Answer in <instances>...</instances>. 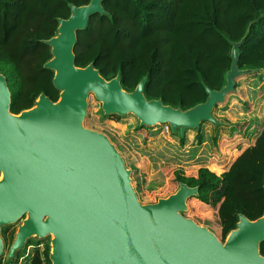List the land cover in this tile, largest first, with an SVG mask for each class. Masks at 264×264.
<instances>
[{
  "label": "water",
  "instance_id": "1",
  "mask_svg": "<svg viewBox=\"0 0 264 264\" xmlns=\"http://www.w3.org/2000/svg\"><path fill=\"white\" fill-rule=\"evenodd\" d=\"M105 0L70 6L58 21L54 37L43 41L51 59L59 98L40 94L33 106L10 112L11 92L0 74V233L1 227L26 216L7 258L11 260L31 237L49 242L50 264H264V213L250 221L239 215L236 228L222 242L205 227L186 218V202L197 187L178 184L165 199L142 205L131 185V172L109 139L83 127L87 98L94 95L106 115L132 114L141 125L167 124L173 132L198 129L236 86V78L255 73L239 70L233 44L231 66L219 91L205 89L207 99L182 110L148 100L146 78L133 91L123 90L120 74L106 80L90 64L76 67L77 31L90 17L104 15ZM3 241L0 237V257Z\"/></svg>",
  "mask_w": 264,
  "mask_h": 264
},
{
  "label": "trees",
  "instance_id": "2",
  "mask_svg": "<svg viewBox=\"0 0 264 264\" xmlns=\"http://www.w3.org/2000/svg\"><path fill=\"white\" fill-rule=\"evenodd\" d=\"M89 2L0 0V74L11 92V113L31 108L40 94L58 100L53 72L43 67L51 59L43 41L56 35L58 21L70 16L71 5ZM102 7L104 15H93L86 28L77 31L74 63L80 68L93 64L106 80L120 74L127 92L146 78L148 100L182 110L203 103L206 88L219 91L225 85L232 45L243 39L238 69L264 73V0H105ZM228 124L230 135L246 136L253 130L246 123ZM218 137L215 133L214 144ZM174 181L197 187L196 200L215 208L223 242L239 215L254 221L264 213V126L226 172L218 176L201 167L186 176L175 171ZM1 237L11 244L13 231L2 229ZM27 245L32 248L26 253L21 249L13 262L0 264H20L23 259L24 264H50L48 239ZM259 246L264 257V241Z\"/></svg>",
  "mask_w": 264,
  "mask_h": 264
},
{
  "label": "rangeland",
  "instance_id": "3",
  "mask_svg": "<svg viewBox=\"0 0 264 264\" xmlns=\"http://www.w3.org/2000/svg\"><path fill=\"white\" fill-rule=\"evenodd\" d=\"M257 73L236 78L233 92L229 93L212 112L213 118L219 123L216 127L205 121L198 129L186 130L181 136L180 130L173 132L167 124L141 125L132 114L106 115L101 103L92 94L87 98V113L83 127L101 133L109 139L121 155L125 167L131 172V185L137 199L142 205L152 204L176 191L178 184L174 181L175 171L193 176L199 168L205 167L219 176L224 172L222 163L226 165L237 158L243 148L251 142V139L240 140L238 133L233 136L228 134V138L224 137V133L229 132L226 124H242L247 121L250 118L251 105L254 103L262 119V125H259L258 121L256 127L249 133L250 137L256 135L264 125V73L255 78H248L249 75ZM225 127L228 130L224 131ZM215 133L219 137L214 144ZM240 133L243 134V130H240ZM181 138H184L183 142ZM243 138L247 139V136ZM237 140L240 141L238 144L235 143ZM229 145L234 148L232 152L228 151ZM183 215L219 238L215 208L199 203L193 196L187 200ZM25 218L26 216L11 225L1 227V231L5 228L17 231ZM1 239L3 241L2 237ZM43 239L50 242L52 236ZM38 240L42 239L31 237L27 242ZM10 246L11 244L3 241V254L0 257L3 263L13 262L15 259V255L11 260L7 258ZM30 248L32 246L27 245L22 249H25L26 253ZM25 262L26 259H23L19 263Z\"/></svg>",
  "mask_w": 264,
  "mask_h": 264
},
{
  "label": "crops",
  "instance_id": "4",
  "mask_svg": "<svg viewBox=\"0 0 264 264\" xmlns=\"http://www.w3.org/2000/svg\"><path fill=\"white\" fill-rule=\"evenodd\" d=\"M260 74H254L253 76H248V78H255L256 76H259ZM252 107H251V111H250V113H249V116H250V118L247 120V121H245V122H243V123H246L247 124V126H248V129H253L254 127H256V123L259 121V125H262V119L260 118V116H259V112H258V110L256 109V105H255V103L254 104H252L251 105ZM218 108V107H217ZM254 108V109H253ZM264 126V125H263ZM263 126L260 128V130H259V132L261 131V129L263 128ZM259 132L256 134V135H254V136H251L250 137V135H246L247 136V139L246 138H243V135H239L238 134V136L240 137V140H248V139H251V142L248 144V145H246L244 148H243V150H245L247 147H249V146H252L253 144H254V141H255V139H256V137H257V135L259 134ZM229 134V136H233V135H235V134H232V135H230V133L229 132H227V133H224V137H229V136H227ZM242 136V137H241ZM253 139V140H252ZM240 141H236L235 143H239ZM230 146V150H228L229 152L231 151L232 152V150H234V148H233V146H231V145H229ZM242 150V151H243ZM241 151V152H242ZM240 152V153H241ZM239 153V154H240ZM239 154L237 155V157L239 156ZM236 159V157L231 161V162H229V163H227L226 165L224 164V163H222V165H223V168H222V170L224 171V172H226L227 171V169L229 168V166L232 164V162L234 161ZM225 168V169H224ZM210 171V170H209ZM223 172V173H224ZM214 173V172H213ZM216 174V173H215ZM222 174V173H221ZM217 175V174H216Z\"/></svg>",
  "mask_w": 264,
  "mask_h": 264
},
{
  "label": "bare ground",
  "instance_id": "5",
  "mask_svg": "<svg viewBox=\"0 0 264 264\" xmlns=\"http://www.w3.org/2000/svg\"><path fill=\"white\" fill-rule=\"evenodd\" d=\"M4 179V173L2 172L1 174H0V181H2Z\"/></svg>",
  "mask_w": 264,
  "mask_h": 264
},
{
  "label": "flooded vegetation",
  "instance_id": "6",
  "mask_svg": "<svg viewBox=\"0 0 264 264\" xmlns=\"http://www.w3.org/2000/svg\"><path fill=\"white\" fill-rule=\"evenodd\" d=\"M11 231H13V230H12V229H9V230H8V232H11ZM15 232H16V230L13 231V236H14ZM13 240H14V239H13Z\"/></svg>",
  "mask_w": 264,
  "mask_h": 264
}]
</instances>
